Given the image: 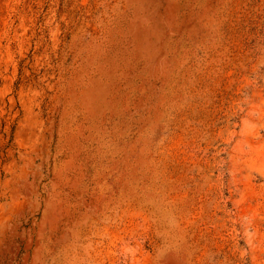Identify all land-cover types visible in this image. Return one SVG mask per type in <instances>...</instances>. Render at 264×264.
<instances>
[{
    "label": "rangeland",
    "instance_id": "1",
    "mask_svg": "<svg viewBox=\"0 0 264 264\" xmlns=\"http://www.w3.org/2000/svg\"><path fill=\"white\" fill-rule=\"evenodd\" d=\"M0 264H264V0H0Z\"/></svg>",
    "mask_w": 264,
    "mask_h": 264
}]
</instances>
